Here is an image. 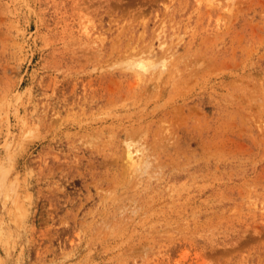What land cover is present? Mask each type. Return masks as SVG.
Returning a JSON list of instances; mask_svg holds the SVG:
<instances>
[{
  "label": "rangeland",
  "instance_id": "1",
  "mask_svg": "<svg viewBox=\"0 0 264 264\" xmlns=\"http://www.w3.org/2000/svg\"><path fill=\"white\" fill-rule=\"evenodd\" d=\"M0 264H264V0H0Z\"/></svg>",
  "mask_w": 264,
  "mask_h": 264
},
{
  "label": "bare ground",
  "instance_id": "2",
  "mask_svg": "<svg viewBox=\"0 0 264 264\" xmlns=\"http://www.w3.org/2000/svg\"><path fill=\"white\" fill-rule=\"evenodd\" d=\"M135 65L138 66V67L144 68V66H142V64L139 63V62H137Z\"/></svg>",
  "mask_w": 264,
  "mask_h": 264
}]
</instances>
